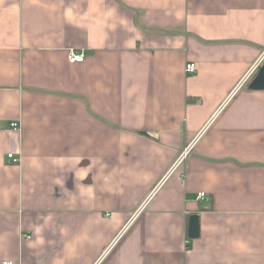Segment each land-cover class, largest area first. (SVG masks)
Returning a JSON list of instances; mask_svg holds the SVG:
<instances>
[{"label": "crops", "instance_id": "0c3cea01", "mask_svg": "<svg viewBox=\"0 0 264 264\" xmlns=\"http://www.w3.org/2000/svg\"><path fill=\"white\" fill-rule=\"evenodd\" d=\"M263 65L264 0H0V264H264Z\"/></svg>", "mask_w": 264, "mask_h": 264}, {"label": "built area", "instance_id": "2783aa9c", "mask_svg": "<svg viewBox=\"0 0 264 264\" xmlns=\"http://www.w3.org/2000/svg\"><path fill=\"white\" fill-rule=\"evenodd\" d=\"M68 58L70 62H82L85 58V54L83 50H76V49H71L69 50L68 53ZM261 64V60L257 61L255 63V65L253 66L252 70L250 71V73L247 75L246 80L249 79L250 75L253 73V71L258 68ZM196 63L191 62L187 65L186 69L188 72H194L196 70ZM245 80V81H246ZM11 127L15 130H18L20 128V124L19 122H13L11 123ZM191 145V144H190ZM190 145H188L182 152L181 154L177 157V159H175V161L173 162L172 166L170 167V169L166 172L164 178L162 180H165L166 178H168L171 174H173L175 172V170L184 163L187 155L189 154L190 151ZM9 158L12 159L14 162H18L19 161V157L16 156L15 153H10L9 154ZM207 197L206 192H199L197 194V198L198 199H204ZM3 264H15L14 261L12 260H6L3 262Z\"/></svg>", "mask_w": 264, "mask_h": 264}, {"label": "water", "instance_id": "95a60500", "mask_svg": "<svg viewBox=\"0 0 264 264\" xmlns=\"http://www.w3.org/2000/svg\"><path fill=\"white\" fill-rule=\"evenodd\" d=\"M250 89H264V65L261 66L257 75L249 84ZM188 235L190 238H197L199 236V216L194 214L190 217Z\"/></svg>", "mask_w": 264, "mask_h": 264}]
</instances>
